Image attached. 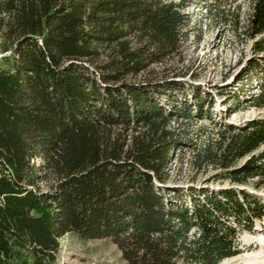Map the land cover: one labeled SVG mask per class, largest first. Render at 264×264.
I'll return each mask as SVG.
<instances>
[{
  "label": "trees",
  "instance_id": "1",
  "mask_svg": "<svg viewBox=\"0 0 264 264\" xmlns=\"http://www.w3.org/2000/svg\"><path fill=\"white\" fill-rule=\"evenodd\" d=\"M182 8L175 0H0L10 51L0 66V264H19L23 251L28 264H56L67 231L111 236L128 264H215L241 251L238 235L262 217V200L167 185L175 141L165 126L183 87L127 80L178 52ZM250 25L264 32V0H253ZM131 124L144 130L125 146L111 137L112 127ZM262 144L264 119L231 135L224 165ZM233 172L235 181L264 175V149Z\"/></svg>",
  "mask_w": 264,
  "mask_h": 264
},
{
  "label": "rangeland",
  "instance_id": "2",
  "mask_svg": "<svg viewBox=\"0 0 264 264\" xmlns=\"http://www.w3.org/2000/svg\"><path fill=\"white\" fill-rule=\"evenodd\" d=\"M175 1L183 4L181 12L185 15L178 52L127 77L137 83L177 81L183 87L174 93L179 111L165 126L175 141L169 153L166 184L188 190H243L259 197L264 205V175L233 180L237 175L233 171L264 149V144L224 165L232 155L224 151L231 135L264 119V49L257 50L264 43L260 41L264 32L254 34L250 25L253 0ZM3 47L0 37V66H7L2 56L10 51L3 52ZM172 105L164 106L172 113ZM187 112L189 116H181ZM142 130L136 124L117 126L111 128L110 135L125 146ZM52 181L51 176L38 185L45 189ZM254 223L252 230L243 229L238 235L241 251L215 264H264V214ZM58 240L56 264H128L111 236L82 238L67 231ZM21 253L17 261L28 264L31 256L27 251ZM174 264L194 263L178 260Z\"/></svg>",
  "mask_w": 264,
  "mask_h": 264
},
{
  "label": "bare ground",
  "instance_id": "3",
  "mask_svg": "<svg viewBox=\"0 0 264 264\" xmlns=\"http://www.w3.org/2000/svg\"><path fill=\"white\" fill-rule=\"evenodd\" d=\"M246 233V232H245Z\"/></svg>",
  "mask_w": 264,
  "mask_h": 264
}]
</instances>
